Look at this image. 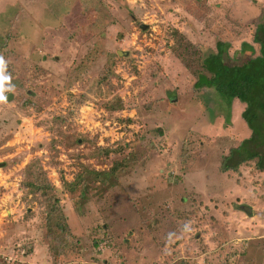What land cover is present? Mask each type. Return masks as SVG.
I'll list each match as a JSON object with an SVG mask.
<instances>
[{"label": "rangeland", "instance_id": "rangeland-1", "mask_svg": "<svg viewBox=\"0 0 264 264\" xmlns=\"http://www.w3.org/2000/svg\"><path fill=\"white\" fill-rule=\"evenodd\" d=\"M263 8L0 0V264H264V171L220 169L252 134L246 105L196 88L173 48L223 41L240 63L242 42L260 53ZM64 219L54 261L47 233Z\"/></svg>", "mask_w": 264, "mask_h": 264}, {"label": "trees", "instance_id": "trees-1", "mask_svg": "<svg viewBox=\"0 0 264 264\" xmlns=\"http://www.w3.org/2000/svg\"><path fill=\"white\" fill-rule=\"evenodd\" d=\"M185 37L182 40L180 48H174V52L180 58L187 69L196 77L194 86L196 88L208 87L218 92L226 103L232 105L235 99L244 103L242 117L252 130L248 139H244L232 147L221 162L222 171H238L242 162L257 158V166L264 171V8L258 18V23L254 30L253 41L258 44L260 53L256 54V48L252 43L242 42L240 48V63L230 64L228 61L229 43L218 41L216 50L207 53L204 57L201 55L192 43L187 42ZM118 106L122 107L119 99ZM113 107V106H112ZM111 107V108H112ZM109 108V107H108ZM119 163L114 165L116 168ZM94 178H100L104 184L113 178H108V173L94 171ZM115 179V183L117 179ZM113 179V180H114ZM50 187L49 184L43 188ZM109 187H112L111 183ZM70 190L76 193V188ZM86 196V194H85ZM48 215L55 212V206H52ZM59 222V223H58ZM51 230L47 233L50 250L53 260L67 247V236L70 228L66 220L57 221Z\"/></svg>", "mask_w": 264, "mask_h": 264}, {"label": "water", "instance_id": "water-1", "mask_svg": "<svg viewBox=\"0 0 264 264\" xmlns=\"http://www.w3.org/2000/svg\"><path fill=\"white\" fill-rule=\"evenodd\" d=\"M119 53H121V52L119 51ZM10 96H11V97H10ZM9 98H10V99L12 98V94H9V95H7V96L5 97L6 100H9Z\"/></svg>", "mask_w": 264, "mask_h": 264}, {"label": "clouds", "instance_id": "clouds-1", "mask_svg": "<svg viewBox=\"0 0 264 264\" xmlns=\"http://www.w3.org/2000/svg\"><path fill=\"white\" fill-rule=\"evenodd\" d=\"M4 79H6V77H5ZM9 94H11V93L6 94V95L4 96V98H5L7 95H9Z\"/></svg>", "mask_w": 264, "mask_h": 264}]
</instances>
